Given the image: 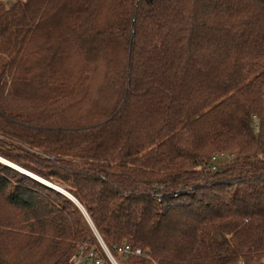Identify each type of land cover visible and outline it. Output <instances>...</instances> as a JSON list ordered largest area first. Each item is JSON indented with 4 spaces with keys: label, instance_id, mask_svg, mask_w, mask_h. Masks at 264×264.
Wrapping results in <instances>:
<instances>
[{
    "label": "trees",
    "instance_id": "obj_1",
    "mask_svg": "<svg viewBox=\"0 0 264 264\" xmlns=\"http://www.w3.org/2000/svg\"><path fill=\"white\" fill-rule=\"evenodd\" d=\"M84 213L123 264H264V0H0V264Z\"/></svg>",
    "mask_w": 264,
    "mask_h": 264
},
{
    "label": "built area",
    "instance_id": "obj_2",
    "mask_svg": "<svg viewBox=\"0 0 264 264\" xmlns=\"http://www.w3.org/2000/svg\"><path fill=\"white\" fill-rule=\"evenodd\" d=\"M255 130H259L258 125H255ZM234 157H236V155H228L225 153H217L213 155L210 170L216 171L218 165L222 161H230ZM86 218L88 219L89 227L94 233L102 253L99 247L96 246H88L89 244H87V246H79L76 254L71 259V264H121L120 261H118V258L120 260H129L131 256L141 257L145 260L149 259V255L147 253L143 252L141 249H134L127 243L116 246L114 252H112L102 238H100L90 218H88L87 215Z\"/></svg>",
    "mask_w": 264,
    "mask_h": 264
},
{
    "label": "water",
    "instance_id": "obj_3",
    "mask_svg": "<svg viewBox=\"0 0 264 264\" xmlns=\"http://www.w3.org/2000/svg\"><path fill=\"white\" fill-rule=\"evenodd\" d=\"M55 190H59V189L56 188ZM59 191L62 192L63 194H65V195L67 194L71 198V196L68 193H66L64 191H61V190H59ZM84 215H85V218H86V214L85 213H84Z\"/></svg>",
    "mask_w": 264,
    "mask_h": 264
},
{
    "label": "rangeland",
    "instance_id": "obj_4",
    "mask_svg": "<svg viewBox=\"0 0 264 264\" xmlns=\"http://www.w3.org/2000/svg\"><path fill=\"white\" fill-rule=\"evenodd\" d=\"M55 189L57 188V189H59L58 187H54ZM59 190H61V189H59ZM61 191H65V190H61ZM88 224H89V222H88ZM89 226V225H88ZM118 261H121L119 258H118ZM121 264H123L122 262H120Z\"/></svg>",
    "mask_w": 264,
    "mask_h": 264
}]
</instances>
